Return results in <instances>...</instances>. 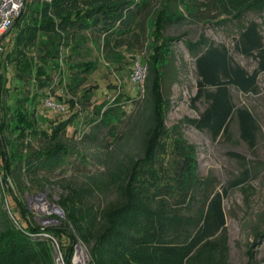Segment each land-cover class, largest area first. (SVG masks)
<instances>
[{
    "label": "trees",
    "instance_id": "1",
    "mask_svg": "<svg viewBox=\"0 0 264 264\" xmlns=\"http://www.w3.org/2000/svg\"><path fill=\"white\" fill-rule=\"evenodd\" d=\"M99 1L26 0L24 10L5 34L10 39L9 45L3 44L0 52V264H53L49 239L36 235L45 231L60 236L58 241L66 258L71 255L74 241L79 239L95 264H229L226 240L224 234H220L225 225L221 193L217 191L209 200L208 196L205 198L200 191L204 181L195 173L187 172L190 169L185 158L180 167L176 160L169 162L164 174L163 167L156 166L157 162L161 163L157 160L158 144L164 133L162 119L168 107L163 102L167 100L164 99L163 82L173 56L171 44L167 46L166 42L182 36H164L162 28L195 23L201 6L196 0H164L163 7L157 11L156 27L152 32L156 43L144 63L142 101L135 118L129 121L122 134H115L114 125L127 114L119 105L108 101L94 105L97 117L87 124L91 126L88 131L75 135L73 142L65 135L71 117L53 121L40 114L38 106L42 95H46L43 90L52 83L50 69H59L55 63L58 48L66 46L70 40L67 31H59L70 25L68 20L72 25L86 27L88 19L115 21L126 8H134L136 4L141 8L147 3V0ZM171 1H176V5L171 6ZM179 6H183L185 12ZM131 11L126 20L132 19ZM109 28L116 32L115 27ZM78 36L81 46L84 37L80 33ZM233 41L236 53L256 59L253 71L237 63L225 44L202 37L195 41L183 40L194 58L197 80L193 100L205 102L193 125L215 139L227 132L235 116L241 136L252 140L255 119L247 108L236 106L232 89L243 93L257 89L258 75L264 72V35L260 24L250 21L240 26ZM161 47L164 51L159 49ZM8 65L12 68L10 76ZM75 69L68 76L67 89H77L83 79L80 72L91 73L94 68L86 63ZM29 81L36 88L24 95L23 87ZM82 96L90 101L91 92ZM50 108L55 109L48 106ZM102 127L111 135V141L105 138L98 142L96 129ZM36 140L40 143L34 145ZM75 147L79 159H91L102 169L97 173L81 174L84 179L79 184L70 180H50L43 175L63 163ZM92 147L95 152L90 150ZM7 178L17 194L11 190ZM47 186L61 189L57 203L64 209L66 223L70 226L68 230L46 228L38 231V225L23 221L26 209L20 195L30 193L31 189L45 190ZM106 191H112L114 198L105 204L95 205L87 199L88 195L91 198L97 192ZM200 200L201 212L197 218L188 217L190 222L188 218L179 219L177 208L186 206L184 208L189 209ZM88 202L90 206L85 209L79 206ZM188 226L195 227L193 234L186 233Z\"/></svg>",
    "mask_w": 264,
    "mask_h": 264
},
{
    "label": "rangeland",
    "instance_id": "2",
    "mask_svg": "<svg viewBox=\"0 0 264 264\" xmlns=\"http://www.w3.org/2000/svg\"><path fill=\"white\" fill-rule=\"evenodd\" d=\"M105 2L106 0L99 1ZM175 2L171 1V6H175ZM163 3L164 0H147L144 7L140 8L139 4H136L134 8H126L122 11L121 18H116L115 21L111 18L103 22L88 19L87 27L72 25L68 20L70 25L65 26L64 30H59L67 31L70 40L66 46L61 45L58 48L59 56L55 63L59 65V69H50L52 83L44 88L46 95H42L38 108L41 115H46L53 121L71 117L68 119L65 135L71 138L72 142L77 133L90 129L91 126L87 124L97 117L94 105L103 101L119 105L128 115L114 125L117 136L122 134L129 121L135 118L143 96L139 76L143 78L145 75L144 63L156 43L153 41L152 32L156 27L157 11L163 7ZM196 3L201 6L199 18L194 20L195 23L187 26L166 25L162 28L164 36H182L166 42L167 46L171 44L173 56L172 64L165 71L163 82L164 99H167L163 102L168 107L162 119L164 133L158 144L160 153L157 160L160 159L161 163L158 165L157 162L156 166L163 167L164 174V168L168 167L169 162L176 160L180 167L185 158V164H189L190 169L187 172L195 173L204 181L200 185L204 197L208 196L209 200L217 191L222 195L225 225L220 234H224L226 240L228 263L264 264V72L258 75L255 92L243 93L232 89L236 106L247 108L255 119L256 127L252 140L241 136L235 116L230 120L227 132L213 139L206 131L193 125V120L203 111L205 102L203 99L193 100L197 80L194 58L183 43L184 39L195 41L202 37L225 44L237 63L249 72L253 71L257 66L256 59L236 53L233 50V40L237 37L240 26L250 21L259 23L264 35V0H196ZM178 8L185 12L183 6ZM129 10H133L130 12L132 19L126 20ZM99 18L102 19L100 15ZM109 27H115L116 32H111ZM118 30H123V33L118 34ZM79 33L84 37L81 46L80 38L77 37ZM9 39V35H2L1 45H9ZM72 47L75 48L71 50ZM159 49L164 51L163 47ZM86 63L94 68L92 72H80L83 79L77 89H67L70 73ZM7 73L9 76L12 73L10 65L7 66ZM31 81L35 85L38 84L34 79ZM33 88L36 86H31L29 81L23 87L24 95L30 93ZM87 92H91L90 101H85L82 96ZM48 97L55 102L50 101ZM48 106H54L55 109H48ZM102 128L96 129L98 142L105 138L106 141H111L107 129ZM38 143L40 141L36 140L33 144ZM101 169L102 167L91 159H79L75 147L63 163L43 175L50 180H70L79 184L84 179L81 174L97 173ZM7 182L17 194L8 178ZM2 183L4 186L3 180ZM5 190L3 187V191ZM82 192L86 193L85 190ZM60 193L61 189L57 186H47L45 190L31 189L30 193L20 195L26 209L23 221L38 225V231H45L41 229L46 228L68 230L70 226L66 223L64 209L57 203ZM96 194L94 197H87L95 205L105 204L114 198L112 191ZM201 204L200 200L189 209L183 206L175 212L179 219L184 221L190 216L197 218L201 212ZM79 206L85 209L90 206V202ZM6 208L13 218L7 204ZM14 211L18 212L15 208ZM190 221L192 220L188 218L187 222ZM194 230V226H188L186 233L193 234ZM256 231L258 232L255 233ZM36 235L41 239H49L46 240L49 242L50 257L54 264L53 244L47 235L55 237L57 241L60 236L48 231L38 232Z\"/></svg>",
    "mask_w": 264,
    "mask_h": 264
},
{
    "label": "built area",
    "instance_id": "3",
    "mask_svg": "<svg viewBox=\"0 0 264 264\" xmlns=\"http://www.w3.org/2000/svg\"><path fill=\"white\" fill-rule=\"evenodd\" d=\"M25 2L26 0H0V37L7 33L13 21L20 16L25 7ZM2 50L3 47L0 43V52ZM139 79L142 85L143 78L139 76ZM47 236L52 240L54 264H95L87 247L79 239L74 241L71 255L66 258L65 252L56 238L51 235Z\"/></svg>",
    "mask_w": 264,
    "mask_h": 264
}]
</instances>
